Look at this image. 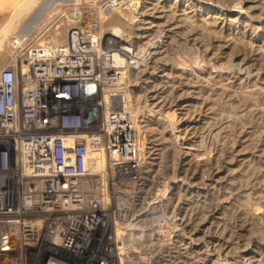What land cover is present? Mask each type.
Masks as SVG:
<instances>
[{"label": "rangeland", "instance_id": "1", "mask_svg": "<svg viewBox=\"0 0 264 264\" xmlns=\"http://www.w3.org/2000/svg\"><path fill=\"white\" fill-rule=\"evenodd\" d=\"M139 1L106 15L101 0H0V70L14 37L120 33L138 58L123 86L142 177L120 246L152 264H264V0Z\"/></svg>", "mask_w": 264, "mask_h": 264}, {"label": "built area", "instance_id": "2", "mask_svg": "<svg viewBox=\"0 0 264 264\" xmlns=\"http://www.w3.org/2000/svg\"><path fill=\"white\" fill-rule=\"evenodd\" d=\"M139 5L101 0L100 8ZM109 34L78 23L63 44L12 40L14 57L0 70V264L154 260L120 246L114 231L131 218L142 177L123 86L135 63L106 45ZM97 154L103 170H93Z\"/></svg>", "mask_w": 264, "mask_h": 264}, {"label": "bare ground", "instance_id": "3", "mask_svg": "<svg viewBox=\"0 0 264 264\" xmlns=\"http://www.w3.org/2000/svg\"><path fill=\"white\" fill-rule=\"evenodd\" d=\"M4 28H6V26ZM2 32L4 33V31H2ZM106 45L109 46L111 48V50H122L129 57V59L131 61H133V63H135V64L137 63L138 58L133 57L131 50H130V47H131L130 43H128L124 38H122L120 33H117L116 35H115V31L110 33L109 36H107V38H106ZM118 60L120 61V59H118ZM99 162L103 163V160L100 159ZM98 168L99 167H98V163H97V158L95 157L93 170L98 169Z\"/></svg>", "mask_w": 264, "mask_h": 264}]
</instances>
